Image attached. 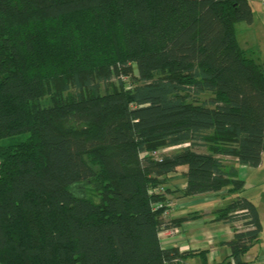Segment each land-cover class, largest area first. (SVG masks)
<instances>
[{
  "label": "trees",
  "instance_id": "1",
  "mask_svg": "<svg viewBox=\"0 0 264 264\" xmlns=\"http://www.w3.org/2000/svg\"><path fill=\"white\" fill-rule=\"evenodd\" d=\"M251 20L250 0H0V264H250L260 220L238 166L264 156V66L236 24ZM222 189L236 198L215 219L244 225L229 255L162 246L200 216H163L169 195Z\"/></svg>",
  "mask_w": 264,
  "mask_h": 264
},
{
  "label": "crops",
  "instance_id": "2",
  "mask_svg": "<svg viewBox=\"0 0 264 264\" xmlns=\"http://www.w3.org/2000/svg\"><path fill=\"white\" fill-rule=\"evenodd\" d=\"M240 167L245 170L249 169L250 167H247L246 165L238 166V178L243 180V178H240L239 174ZM185 170V166L179 167L177 172L174 173L175 177H173V179L169 182V185L178 188L184 187L186 185V178L180 175L177 176V174L182 173ZM226 195L225 189L215 193L201 194L192 198H178L174 197V195H169V198H172L170 200L174 201L173 203H175V205L169 210L168 218L178 219L192 214L193 212H196V214L200 216L180 222L179 225L175 226L178 230L176 233H171V230L169 229L171 227L166 228L168 230L166 231V236H162L163 233L160 232L161 235L159 233V238L162 246L166 248L175 247L178 248L179 251L207 249L209 250L208 259L210 262L212 260H221L225 256L229 255V247L227 246L226 242L232 238L235 231L243 230L244 225L238 220L234 222H223L215 219V211L226 206L227 204L221 206L219 203L217 207L214 204L204 205ZM228 197H232V200L236 198L235 195H230ZM194 206L202 207L204 209L192 211L190 208H194ZM256 207L258 210L257 205ZM187 208L189 211L185 214ZM170 234H172V236H170ZM255 248L256 244L250 247L244 256V259L250 261V264H264L263 251L259 252ZM188 260L194 264L200 263L198 257L188 258Z\"/></svg>",
  "mask_w": 264,
  "mask_h": 264
},
{
  "label": "rangeland",
  "instance_id": "3",
  "mask_svg": "<svg viewBox=\"0 0 264 264\" xmlns=\"http://www.w3.org/2000/svg\"><path fill=\"white\" fill-rule=\"evenodd\" d=\"M250 6L252 10V20L251 22L242 21L236 24V37L240 47L248 50V54L252 55V57L257 59V61L264 66V5H261L257 0H250ZM175 150H178V147L165 148L162 151L172 153ZM227 161L229 162L231 159H227ZM239 174L240 178H243L244 181V188L240 192V195L250 199L258 206L260 232L259 241L255 243V249L259 252L263 251L262 253H264V156L259 166L250 167L246 170L240 167ZM230 201H232V197L229 198L226 195L204 205L214 204L217 207L219 203L223 206L230 203ZM190 209L194 211L204 208L194 206V208ZM188 211L187 208L185 214ZM163 216H168V214H164ZM165 234L166 232H163L162 236ZM170 236H172V234H170Z\"/></svg>",
  "mask_w": 264,
  "mask_h": 264
},
{
  "label": "built area",
  "instance_id": "4",
  "mask_svg": "<svg viewBox=\"0 0 264 264\" xmlns=\"http://www.w3.org/2000/svg\"><path fill=\"white\" fill-rule=\"evenodd\" d=\"M261 5H264V0H257ZM153 155L154 156H157V153L156 152H154L153 153ZM164 187H165V185H162V186H160L159 187V189H158V191L159 192H163L164 191ZM175 205V203H173V201H170V203H169V208H171L172 206H174ZM164 214H168L167 213V211H165L164 212ZM170 230H171V233H176V232H178V230H177V228L176 227H171V228H169ZM166 231H168L167 229L165 230H162L161 232L163 233V232H166ZM165 236H166V234H165Z\"/></svg>",
  "mask_w": 264,
  "mask_h": 264
},
{
  "label": "bare ground",
  "instance_id": "5",
  "mask_svg": "<svg viewBox=\"0 0 264 264\" xmlns=\"http://www.w3.org/2000/svg\"><path fill=\"white\" fill-rule=\"evenodd\" d=\"M172 201V200H171ZM174 202V201H173ZM173 207V206H172ZM171 208H169V210H170ZM169 212V211H168Z\"/></svg>",
  "mask_w": 264,
  "mask_h": 264
}]
</instances>
